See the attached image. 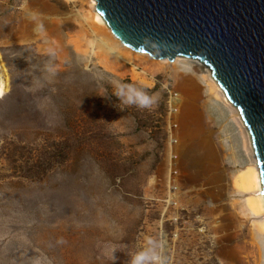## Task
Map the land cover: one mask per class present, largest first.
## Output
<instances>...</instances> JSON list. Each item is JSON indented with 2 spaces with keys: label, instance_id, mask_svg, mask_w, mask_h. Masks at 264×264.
<instances>
[{
  "label": "rangeland",
  "instance_id": "1",
  "mask_svg": "<svg viewBox=\"0 0 264 264\" xmlns=\"http://www.w3.org/2000/svg\"><path fill=\"white\" fill-rule=\"evenodd\" d=\"M89 9L87 0H0V264H111L106 243L126 245L114 255L128 264L157 220L147 196L171 134L191 215L169 264H264L249 196L235 187L254 160L234 112L190 60L128 53L83 20ZM115 82L157 103L123 105ZM170 99H179L172 116Z\"/></svg>",
  "mask_w": 264,
  "mask_h": 264
},
{
  "label": "water",
  "instance_id": "2",
  "mask_svg": "<svg viewBox=\"0 0 264 264\" xmlns=\"http://www.w3.org/2000/svg\"><path fill=\"white\" fill-rule=\"evenodd\" d=\"M96 1L125 47L211 71L250 131L264 195V0Z\"/></svg>",
  "mask_w": 264,
  "mask_h": 264
},
{
  "label": "built area",
  "instance_id": "3",
  "mask_svg": "<svg viewBox=\"0 0 264 264\" xmlns=\"http://www.w3.org/2000/svg\"><path fill=\"white\" fill-rule=\"evenodd\" d=\"M178 102L179 99H170L171 116L178 113ZM173 127L175 128L177 125L174 124ZM178 143L176 136L171 134L164 167L165 173L162 177L156 175L153 178L150 185L151 192L147 196V204L155 208L154 213L157 216V220L153 221V224L142 234L163 240L165 242L166 256L171 245L173 246L179 240L180 230L178 229L181 227L183 231H187L186 224L191 215L189 208L183 203L182 175L177 163L179 159L177 152ZM201 233L204 232L201 231Z\"/></svg>",
  "mask_w": 264,
  "mask_h": 264
},
{
  "label": "bare ground",
  "instance_id": "4",
  "mask_svg": "<svg viewBox=\"0 0 264 264\" xmlns=\"http://www.w3.org/2000/svg\"><path fill=\"white\" fill-rule=\"evenodd\" d=\"M87 1L90 7L89 16L83 18V20L86 21L90 20L93 23L94 27H96L101 32H104L105 34L110 36L113 40L118 41V43L121 46H123L124 49L128 51V53L136 55L141 58L142 57L147 58L150 61L155 60L152 57H150V55L148 54H138L132 51L131 49L125 47L121 43V41L114 36L111 29L108 27L106 21L104 20V18L101 16V14L98 13L97 1L96 0H87ZM26 29L27 32L32 31L31 27H27ZM33 32L36 33L35 30H33ZM114 53L115 52H112V54ZM191 62L195 64L199 69H201V73H202L201 80L204 81L206 87L209 89V92L217 99L222 100L234 112V118L237 121H239V123L241 124V128L246 135L248 141L246 142L250 147L249 149L251 150L254 162L251 165H248V167L244 171H242L239 174V176H237L235 181V187L238 190V192L247 194L249 196L246 202L247 203L246 209L248 210L249 215L256 219V221L253 223V228L259 235L264 236V195L262 194L263 183H262L260 169L255 155V149L250 131L246 126L239 110L228 100L225 92L221 89V87L218 85L216 80L212 77L211 71L198 61L190 60V63ZM158 63L164 64L166 62H158ZM7 86H8V74L5 67L2 65L0 72V100L7 92ZM177 163L179 165V159L177 160Z\"/></svg>",
  "mask_w": 264,
  "mask_h": 264
},
{
  "label": "clouds",
  "instance_id": "5",
  "mask_svg": "<svg viewBox=\"0 0 264 264\" xmlns=\"http://www.w3.org/2000/svg\"><path fill=\"white\" fill-rule=\"evenodd\" d=\"M40 14L30 12L29 19L37 21ZM41 25H37V31L41 29ZM145 44L151 41H144ZM53 71V69H49ZM113 94L119 101L126 106H135L139 109H151L156 103V97L149 95L142 88H138L131 83H114ZM127 249L126 245H118L114 243H106L100 248V255L103 259L115 264V253L122 252ZM128 264H169L168 257L165 254V242L158 240L153 236L142 235L134 248L127 250Z\"/></svg>",
  "mask_w": 264,
  "mask_h": 264
}]
</instances>
